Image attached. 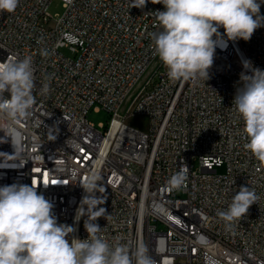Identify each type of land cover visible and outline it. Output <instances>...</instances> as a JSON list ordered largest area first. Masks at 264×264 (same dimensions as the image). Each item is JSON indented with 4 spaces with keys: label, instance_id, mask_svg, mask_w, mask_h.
I'll return each mask as SVG.
<instances>
[{
    "label": "built area",
    "instance_id": "2783aa9c",
    "mask_svg": "<svg viewBox=\"0 0 264 264\" xmlns=\"http://www.w3.org/2000/svg\"><path fill=\"white\" fill-rule=\"evenodd\" d=\"M52 1L19 0L14 12H0V62L32 57L36 101L17 124L19 157L4 155L14 148L0 130V186L33 185L57 222L87 239L86 217L75 216L85 195L79 183L95 172L106 189L98 235L110 244L143 243L154 264H264V162L244 148L233 106L241 74L264 70V27L247 41L225 37L206 81L172 82L151 39L162 4L60 0L64 11L54 18ZM91 111L106 112L107 124L95 126ZM137 115L148 118L147 130L129 124ZM182 166L188 180L167 190ZM241 186L258 200L229 229L217 213Z\"/></svg>",
    "mask_w": 264,
    "mask_h": 264
},
{
    "label": "clouds",
    "instance_id": "9594fccd",
    "mask_svg": "<svg viewBox=\"0 0 264 264\" xmlns=\"http://www.w3.org/2000/svg\"><path fill=\"white\" fill-rule=\"evenodd\" d=\"M148 0H132L131 7L144 8ZM162 4L157 11L160 31L151 34L154 52L167 68L170 81L196 82L209 78L217 47L228 40H249L256 29L264 27L260 14L261 0H151ZM19 0H0V12L12 13ZM223 28V34L219 29ZM31 56H13L0 62V119L2 130L11 138L14 154L24 151V136L17 124L31 115L35 104V86ZM245 69L250 65L246 62ZM43 92L49 90L43 85ZM7 93V95H5ZM233 106L243 120L244 148L256 160L264 162V70L251 68L241 74ZM2 142V141H0ZM75 175V174H74ZM98 173H90L80 182L85 195L76 211L82 217L87 239L71 236L73 226L58 223L53 204L33 185L13 183L0 186V264H154L148 248L138 242L134 249L126 244H110L101 235L98 218H106L102 207L106 189ZM188 180V167L182 166L167 182V190H179ZM97 193L100 195L98 196ZM250 187L241 186L227 208L218 217L231 228L256 203ZM110 216V215H107Z\"/></svg>",
    "mask_w": 264,
    "mask_h": 264
},
{
    "label": "rangeland",
    "instance_id": "374dc122",
    "mask_svg": "<svg viewBox=\"0 0 264 264\" xmlns=\"http://www.w3.org/2000/svg\"><path fill=\"white\" fill-rule=\"evenodd\" d=\"M48 11L54 18L59 17L64 11L63 3L60 0L52 1L51 5L49 6ZM63 52L67 55H71V53L66 49L63 50ZM108 119H109L108 114L104 111H100V112L91 111L89 114V120L95 126H98L101 123L106 125ZM129 124L135 128L141 129V130H147L148 125H149V120L146 116L137 115L135 117H132L129 120ZM194 166H195V169H198L197 161H194ZM218 172L221 174L224 172V170L221 168L218 170Z\"/></svg>",
    "mask_w": 264,
    "mask_h": 264
}]
</instances>
